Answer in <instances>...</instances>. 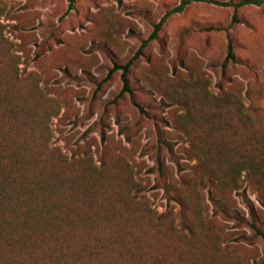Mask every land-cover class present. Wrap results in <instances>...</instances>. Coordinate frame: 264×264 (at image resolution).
<instances>
[{
    "label": "rangeland",
    "instance_id": "rangeland-1",
    "mask_svg": "<svg viewBox=\"0 0 264 264\" xmlns=\"http://www.w3.org/2000/svg\"><path fill=\"white\" fill-rule=\"evenodd\" d=\"M180 2L73 0L66 13L68 0H0V99L17 112L13 135L48 165L77 183L91 175L96 204L76 211L123 222L133 198L143 264H264L249 227L264 231V5L239 8L231 25L232 7L192 2L133 60L129 92L111 72ZM123 252L103 263L122 264Z\"/></svg>",
    "mask_w": 264,
    "mask_h": 264
},
{
    "label": "trees",
    "instance_id": "trees-1",
    "mask_svg": "<svg viewBox=\"0 0 264 264\" xmlns=\"http://www.w3.org/2000/svg\"><path fill=\"white\" fill-rule=\"evenodd\" d=\"M192 2L232 7L234 14L231 25L238 23L236 11L239 8L264 5V0H181L154 25L152 33L131 61L114 65L111 72L121 70L125 91H130L127 74L133 60L156 38L171 15L181 13ZM72 9L73 0H68L66 13ZM227 38L226 62L234 60L233 39L228 32ZM10 104L7 97L0 99V264H104V256L113 248L124 250L120 259L122 264H143L142 243L145 238L131 232L137 228L138 222V219H131L133 198L128 196L122 204L128 216L123 222L91 218L86 216L85 211H76L74 204L77 201L88 208L96 204L95 186L88 183L91 175H84L77 183L70 175L48 165L40 151L17 139L13 135L17 112ZM154 162L152 170L163 177L164 162L159 154L155 155ZM249 167L252 168L251 163ZM246 207L254 218L253 207L248 201ZM108 210V213H115L114 206ZM103 225L113 229L114 234L109 240L96 236L86 241L76 235L77 229L97 232ZM249 227L264 240V231L255 223H250ZM128 236L133 240L129 249L123 244V238L127 239ZM111 262L116 263L114 258H111Z\"/></svg>",
    "mask_w": 264,
    "mask_h": 264
}]
</instances>
